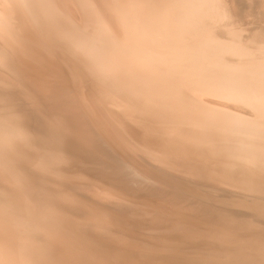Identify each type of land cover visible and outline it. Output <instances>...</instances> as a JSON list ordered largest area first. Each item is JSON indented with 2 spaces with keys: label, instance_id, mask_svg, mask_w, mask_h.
<instances>
[{
  "label": "bare ground",
  "instance_id": "6f19581e",
  "mask_svg": "<svg viewBox=\"0 0 264 264\" xmlns=\"http://www.w3.org/2000/svg\"><path fill=\"white\" fill-rule=\"evenodd\" d=\"M0 264H264V0H0Z\"/></svg>",
  "mask_w": 264,
  "mask_h": 264
}]
</instances>
